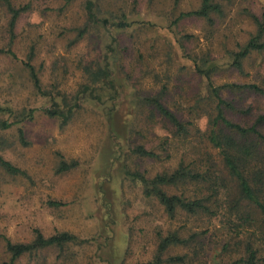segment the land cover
<instances>
[{
	"label": "rangeland",
	"instance_id": "374dc122",
	"mask_svg": "<svg viewBox=\"0 0 264 264\" xmlns=\"http://www.w3.org/2000/svg\"><path fill=\"white\" fill-rule=\"evenodd\" d=\"M91 1L95 20L86 0H0V49L15 54L0 52V156L19 170L0 163V264H244L247 243L264 264V219L251 207L256 225L242 221L235 181L208 139L215 103L203 75L233 104L228 119L264 135V50L233 62L264 0H211L218 9L206 17L185 15L201 0ZM8 3L19 11L12 31ZM247 84L263 91L231 87ZM48 109L71 111L64 121ZM178 170L160 188L211 211L168 213L136 177ZM204 171L206 182L189 176ZM36 231L76 239L12 260L6 240L31 243Z\"/></svg>",
	"mask_w": 264,
	"mask_h": 264
},
{
	"label": "trees",
	"instance_id": "16d2710c",
	"mask_svg": "<svg viewBox=\"0 0 264 264\" xmlns=\"http://www.w3.org/2000/svg\"><path fill=\"white\" fill-rule=\"evenodd\" d=\"M85 8L88 18L91 20H95L94 13L92 11L93 2L91 0H86ZM8 9L11 13L9 28L12 31L18 18L19 11L10 3H8ZM217 9L218 7L213 5L211 0H201V7L198 10L188 12L185 15H198L206 17L210 10ZM255 21L257 24V31L255 35L251 37L243 46H241L240 49L233 55V62L235 66H240V61L242 60V58H244L251 51L264 50V9L262 11L261 17H256ZM103 23H106V21L104 20ZM126 25H128L126 22H119L116 24V26L118 27H124ZM0 52H6L12 57H15L14 52H12V50L10 49H0ZM26 66L30 71L34 86L38 90H40L39 78L34 67L29 62H26ZM203 75L207 80L212 102L215 103V113L211 120V128L209 131L208 139L210 143L218 149L223 166L227 171L228 176L233 178V180L235 181L239 196V198L235 201L239 204V207H243V211L241 212L242 216L240 215V218L244 223H247L249 225H256V219L253 216V213L249 211V209L251 207H253L255 210L257 209L259 217L264 219V163L261 162V159L264 158V156L261 155V147L264 146V135L259 131L256 124L251 126H242L239 123L233 122L228 119L225 116V110L233 109V104L221 97L219 89L211 83L210 77H208L204 73ZM231 87L249 88L258 92L263 91L255 84L231 85ZM152 101L154 105L157 106V109L164 116H166L170 120V122H172L176 126L177 129L184 128L183 124L177 119V117L167 108H165L158 100ZM70 111L71 110H68L67 114H59L56 110L48 109L49 114L60 115L64 121L67 120ZM262 119H264V116H260L258 122ZM9 125L10 123L3 122V127H8ZM225 130L233 134H238L241 139L249 138L250 140H234L231 135H229V133H225ZM219 131H223V137H221ZM20 133H22L21 130ZM136 152L147 156L153 155V152H151L150 150H146L142 146H138L136 148ZM0 163L4 165L10 172L19 171L10 163L5 161L1 156ZM253 170L256 174L254 176H248V173ZM180 173L181 172L178 170L170 174L169 176L156 175L153 178H146L142 175L136 174V177H138L146 185L147 191H150L157 196V199L164 205L168 213H173L176 209V206L179 204L184 206L189 211H211L209 206L202 203V201L199 199L183 202L179 196L168 195L160 188V185L175 180ZM205 173L206 171H204V173H194L189 176L194 180L206 182L208 179H211V177L207 176V179L205 177ZM251 177L257 179L258 182H252ZM214 195L215 194L213 191L211 199ZM214 201L211 200V204H213ZM235 209L237 210L238 208ZM75 239V236L67 232L44 237L39 231H36L35 238L31 243H12L11 241L6 240V250L11 254V259L13 260L27 251L51 245H60L64 242L72 241ZM172 239V237H167L162 240V242H160L159 251L161 252L164 244H167ZM246 252L247 257L242 262L244 264H258L256 250L250 243H247L246 245Z\"/></svg>",
	"mask_w": 264,
	"mask_h": 264
}]
</instances>
